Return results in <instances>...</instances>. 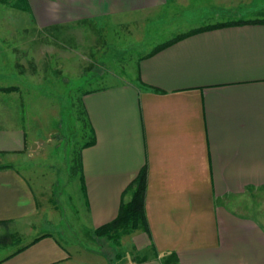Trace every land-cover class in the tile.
<instances>
[{
	"label": "crops",
	"instance_id": "obj_1",
	"mask_svg": "<svg viewBox=\"0 0 264 264\" xmlns=\"http://www.w3.org/2000/svg\"><path fill=\"white\" fill-rule=\"evenodd\" d=\"M26 2L18 10L38 29L92 33L86 48L122 47L128 37L119 42L118 29L140 47L156 37L126 69L130 77L81 93L88 139L76 153L74 187L86 234L114 217L143 167L147 230L126 235L140 264H162L170 252L169 264H264V0ZM24 71L0 66V87H14L0 90V220L17 233L40 204L12 163L32 143L26 90L10 82L27 79ZM38 236L0 264H75L53 235Z\"/></svg>",
	"mask_w": 264,
	"mask_h": 264
},
{
	"label": "rangeland",
	"instance_id": "obj_2",
	"mask_svg": "<svg viewBox=\"0 0 264 264\" xmlns=\"http://www.w3.org/2000/svg\"><path fill=\"white\" fill-rule=\"evenodd\" d=\"M34 19L39 21L38 17ZM161 19L151 21L160 25ZM145 24L149 21L143 20ZM91 34L85 30L71 31L70 27L38 29L33 18L11 6V1L0 2V41L12 46L0 49V66L14 64L28 74L22 81H10L26 90L24 118L28 138L32 140L27 155H20L12 163L28 182L35 201L40 203L28 224L18 233L11 232L18 242L0 245V257L33 237L49 233L67 247L75 264H140L139 256L132 257L128 250L127 234L122 235L119 246L103 236L86 234L74 187L76 153L88 139L80 107L82 91L130 77L126 69L156 37L153 41L142 40L140 47L139 40L132 39L130 32L122 34L118 29L115 37L120 38L119 42L128 37L123 43L126 47L122 44L118 48L93 49L83 43ZM150 36V32L141 33V38ZM23 43H29L31 48H23ZM42 203L47 206L42 208ZM116 253L119 258H115Z\"/></svg>",
	"mask_w": 264,
	"mask_h": 264
},
{
	"label": "trees",
	"instance_id": "obj_3",
	"mask_svg": "<svg viewBox=\"0 0 264 264\" xmlns=\"http://www.w3.org/2000/svg\"><path fill=\"white\" fill-rule=\"evenodd\" d=\"M3 1H11V6H13L16 9L23 10V11L28 10V4L26 0H0V2H3ZM259 21L261 20H257V19L251 20V22H259ZM235 22H238V21H235ZM215 25H219V23L205 25L203 27L215 26ZM199 29L201 28L197 27V28L190 30L189 32L180 33L176 35L175 37H173L170 41L176 38H179L183 35H186L190 32L198 31ZM170 41H166L158 45L152 51L156 50L160 46ZM12 88L14 87L13 86L0 87V90H8ZM144 188H145V170L142 167L140 168L136 176L126 185V187L124 188L122 192V194L123 193L128 194V199L120 201L117 206L116 214L114 215V217L111 218L109 221L94 227L92 230V233L96 236H103L106 239L110 240L112 243L117 244L120 237L124 234H128L129 232L136 230V229L146 231L147 226H146L144 208H143ZM6 225H7V221L0 220V226L3 228V231L0 233V245H7L9 243H17L18 240L17 238L13 236L14 233L7 231ZM38 237L39 236L33 237L28 242L15 247L10 253L5 255L3 258H6L20 251L21 249L26 247L28 244L34 242ZM173 260H175L174 253L170 252L164 257H162L161 263L169 264Z\"/></svg>",
	"mask_w": 264,
	"mask_h": 264
}]
</instances>
